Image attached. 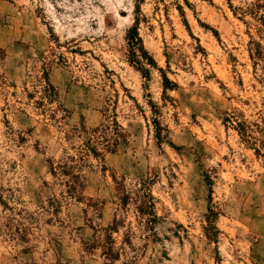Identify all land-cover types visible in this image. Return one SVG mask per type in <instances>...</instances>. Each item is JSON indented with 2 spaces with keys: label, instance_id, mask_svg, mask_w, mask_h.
I'll return each instance as SVG.
<instances>
[{
  "label": "rangeland",
  "instance_id": "rangeland-1",
  "mask_svg": "<svg viewBox=\"0 0 264 264\" xmlns=\"http://www.w3.org/2000/svg\"><path fill=\"white\" fill-rule=\"evenodd\" d=\"M135 1L0 0V264H264V0Z\"/></svg>",
  "mask_w": 264,
  "mask_h": 264
},
{
  "label": "trees",
  "instance_id": "trees-1",
  "mask_svg": "<svg viewBox=\"0 0 264 264\" xmlns=\"http://www.w3.org/2000/svg\"><path fill=\"white\" fill-rule=\"evenodd\" d=\"M187 2V0H185ZM141 0L139 1H135L134 3V23L133 25L126 31V41H127V45H128V61L131 65H133L137 71H139V73L141 74V77H143L144 79L148 80L149 76H150V68H155L156 62L153 58V56L148 52V50L144 47L143 45V41L138 33V25L140 23V21H142L145 17H143V14L141 12ZM179 11L183 16V11L181 9V7H179ZM262 22H264V16L263 18L261 17ZM184 24L186 26L187 25V21L184 18ZM257 48L255 49V53L256 56L259 57V44L256 45ZM159 69V68H158ZM161 72V78H162V88L163 91H166L167 89H172L173 87H175V83L173 81H171L165 72L162 71V69H159ZM152 111L158 115V111L155 105H151ZM153 123H154V129H155V136L159 141H162L165 137L164 135H162V132L165 131V129H163L159 123L158 118H154L153 119ZM151 196V195H149ZM150 205H152L150 203ZM216 215V212L213 210H210V217L211 219L214 218V216ZM212 224L209 225V227L206 229V234L209 237V239L213 240L214 242L217 239V234H218V229L215 226V224H213V220ZM108 251L104 253V255L106 256V258L108 260H113L115 259V255L113 254V251L111 248L107 249Z\"/></svg>",
  "mask_w": 264,
  "mask_h": 264
}]
</instances>
